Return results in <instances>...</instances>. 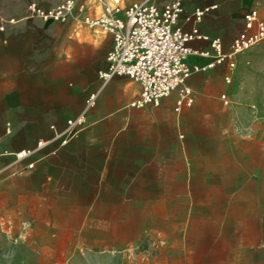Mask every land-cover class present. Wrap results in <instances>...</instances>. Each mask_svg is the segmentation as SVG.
Returning <instances> with one entry per match:
<instances>
[{
  "label": "crops",
  "instance_id": "obj_1",
  "mask_svg": "<svg viewBox=\"0 0 264 264\" xmlns=\"http://www.w3.org/2000/svg\"><path fill=\"white\" fill-rule=\"evenodd\" d=\"M30 1L54 3L0 0V15L19 20L0 31V149L17 152L45 143L23 161L0 155V264H141L134 248L152 228L154 207H184V197L201 189L235 197L223 220L229 228L223 264H264V207H248L247 201L249 194L264 193L262 122L255 127L260 138L234 141L243 152L229 157L238 166L225 169L223 177L215 166L203 167L207 177L200 173L203 163L216 158L194 156L188 138L205 101H219L224 93L235 97L225 76L233 78L236 69L230 70L227 61L209 66L215 60L211 41L220 39L229 52L244 13L258 0H183L179 22L185 30L195 26L186 21L195 9L211 8L198 23L208 39L190 42L199 52L189 55L188 62L200 70L188 80L194 104L181 113L175 111L176 91L159 106L132 107L141 93L139 82L124 75L100 76L108 68L112 36L78 31L72 22L23 18ZM93 93L96 102L86 111V127L62 144L51 125L62 131ZM248 130L244 125L241 131ZM241 131L235 134L241 136ZM249 144L260 149L251 169L258 172L253 183L248 178ZM158 213L167 216L165 208ZM197 239L176 238L175 264H189L188 252L196 248L187 245H196Z\"/></svg>",
  "mask_w": 264,
  "mask_h": 264
},
{
  "label": "built area",
  "instance_id": "obj_2",
  "mask_svg": "<svg viewBox=\"0 0 264 264\" xmlns=\"http://www.w3.org/2000/svg\"><path fill=\"white\" fill-rule=\"evenodd\" d=\"M211 7L197 8L186 17L194 22L191 30H185L179 22L183 12V0H54L50 6L35 1L28 2L23 18H39L44 22H72L78 31L87 28L99 30L112 36V45L107 53L108 68L100 72L105 80L113 75H124L141 85L139 98L131 102L132 107L159 106L173 91L177 92L175 111L181 113L184 107L194 104L193 90L189 78L200 67L190 65L188 57L199 51L190 42L207 38L200 33V23ZM16 18L0 15V31L8 24H15ZM264 42V0H258L244 13L241 29L234 36L229 52H224L220 39H213L211 46L215 60L209 66L228 62L230 70L237 68L239 57L252 47ZM232 76H225L230 83ZM224 104L230 103L224 93L220 96ZM96 102V94L86 99L84 111L69 118L62 131L55 125V139L68 143L86 127V111ZM7 132L10 129L7 128ZM45 141H38L34 148L14 152L0 149V155H14L16 161H23L34 155ZM34 167V162L27 164Z\"/></svg>",
  "mask_w": 264,
  "mask_h": 264
},
{
  "label": "rangeland",
  "instance_id": "obj_3",
  "mask_svg": "<svg viewBox=\"0 0 264 264\" xmlns=\"http://www.w3.org/2000/svg\"><path fill=\"white\" fill-rule=\"evenodd\" d=\"M229 85L235 92V97L228 93L232 104L226 105L222 100L211 103L205 101V106L198 110L197 117L193 119L191 134H185L184 140L187 136L193 140L190 150L194 156L216 158L215 163L201 165L200 173L205 174V177L206 170L203 167L215 166L216 173L223 177L225 169L229 172L230 168L238 166L229 160V157L240 156V151L243 152L234 143L238 137L243 139L247 136L248 142L260 138V133L255 134V127L261 122L264 126V42L239 57ZM231 106H235L232 111L228 110ZM220 107H224V110L221 111ZM244 125L249 129L245 134L241 131ZM238 131H241V136L235 134ZM248 146V178L253 183L258 179V172L251 169L255 166L257 151L260 152V149L253 144ZM204 190L201 189L195 196H185L184 207H154L157 212L151 220L152 228L143 232L144 239L134 248L141 264H175V241L183 235L198 238L196 245H187L189 248H196V251L188 252L189 264H223L224 258L228 256V252H224V231L229 229L225 227L223 220L228 212H225L226 207L235 197L208 195ZM247 201L248 207H264V193L249 194ZM161 208L166 209V217L163 213L161 216L158 213ZM262 213L261 221L264 226V210ZM166 249L168 250L165 251ZM234 254L233 252V256ZM165 255L168 256L167 261L164 259ZM234 260L238 261L233 259V262Z\"/></svg>",
  "mask_w": 264,
  "mask_h": 264
}]
</instances>
